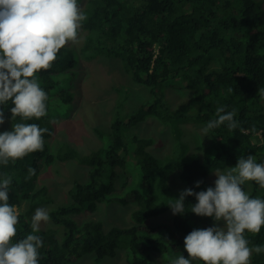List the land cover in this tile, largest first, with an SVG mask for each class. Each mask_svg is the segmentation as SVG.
Masks as SVG:
<instances>
[{"label":"trees","instance_id":"16d2710c","mask_svg":"<svg viewBox=\"0 0 264 264\" xmlns=\"http://www.w3.org/2000/svg\"><path fill=\"white\" fill-rule=\"evenodd\" d=\"M82 11L87 17L81 26L87 32L84 44L81 48L67 44L50 69L36 74L48 95L47 115L39 120H12L11 102L0 105L12 125L35 123L48 130L43 134V151L0 165V179L12 178L9 204L19 212L14 241L32 232V213L51 201L48 187L37 186L43 167L77 159L89 166L87 176L74 182L64 204L49 211L50 225L35 233L43 240L38 264H100L114 257L118 249L126 251L132 264H153V251L170 257L185 254V236L213 222L190 211L197 202L195 196L185 197L186 211L173 215L168 235L162 234L165 227L145 223L164 214L170 200L178 198L182 190L198 192L213 187L207 180L213 170L235 166L241 156L254 155L257 163L264 164L263 0H86ZM97 55L119 59L124 72L135 84L148 87L154 101L150 99L125 114L120 102L121 109L115 110L105 142L98 149L82 155L63 143L53 153L47 141L54 131L53 120L67 116L58 112L61 106L70 103L73 107L71 79L78 75L83 57ZM68 72L73 74L68 77ZM172 85H182L191 92L188 104L175 110L165 102V87ZM222 106L225 111L235 110L238 127L229 130L221 125L210 130L209 144L202 145L204 152H193L184 140L182 125L193 120L205 127L217 118L216 109ZM152 116L171 126L174 146L162 158L145 149L151 139L129 134ZM198 136L196 143L202 141ZM29 167L35 169L31 178H27ZM119 168L126 172L122 184L116 182ZM175 170L184 183L178 190L167 184ZM134 175L140 184L126 181ZM196 181H202L198 188ZM249 183L253 188L250 197L264 199V188L254 181ZM113 201L137 206L131 213L132 225L106 229L102 220L76 219L83 212L96 211L101 203ZM245 238L250 248L264 246V227L258 234L246 231ZM87 256H93L94 262L87 263ZM250 264H264V253L253 252Z\"/></svg>","mask_w":264,"mask_h":264},{"label":"clouds","instance_id":"9594fccd","mask_svg":"<svg viewBox=\"0 0 264 264\" xmlns=\"http://www.w3.org/2000/svg\"><path fill=\"white\" fill-rule=\"evenodd\" d=\"M87 19L78 0H0V105L9 101L11 119L39 120L47 115L48 95L36 79L38 72L53 66L58 52L69 42L77 43L78 30ZM216 119L207 122L203 131L226 125L229 130L238 127L235 110L216 109ZM5 123L4 109L0 108V125ZM48 130L35 123H13L11 131L0 132V165L44 150L43 134ZM214 187L195 192L182 190L179 197L170 200L172 214L183 215L185 197L195 196L190 211L213 219V226L193 229L184 238L186 258L179 255L169 264H250V258L264 253V246L249 247L245 232L258 234L264 227V199L250 197L243 190L246 182L254 181L264 188V164L254 155L238 158L234 167L226 171L213 170ZM28 177L35 175L29 167ZM202 181H196L200 187ZM12 178L0 179V264H38L43 240L41 224L50 221L46 208H36L31 217L32 232L15 240L19 212L9 204ZM222 223V226L220 224Z\"/></svg>","mask_w":264,"mask_h":264},{"label":"rangeland","instance_id":"374dc122","mask_svg":"<svg viewBox=\"0 0 264 264\" xmlns=\"http://www.w3.org/2000/svg\"><path fill=\"white\" fill-rule=\"evenodd\" d=\"M86 0L78 2L81 10L85 7ZM264 6V0H263ZM87 32L81 27L78 30L77 43L68 44L81 48L84 44ZM78 75L73 79L74 84L70 89L73 92V107L70 103L61 106L62 110L58 112H65L67 116L63 115L53 120L54 131L52 137L47 141L50 151L56 153L63 143L70 144L80 154L85 155L92 150L101 147L105 142L104 134L109 132L112 116L115 110L121 109L122 103L124 113H131L135 108L142 103L152 99L148 87L135 84L132 79L124 72L119 59L106 57L104 55H97L94 58H82L77 67ZM70 77L73 73L68 72ZM190 90L182 85H172L165 87V102L171 109H178L181 106L188 104V96ZM151 101H154L152 99ZM54 111H56L54 109ZM184 129V140H187L188 148L193 152H204L202 145L209 144V135H205L201 125H196L193 120H189L182 125ZM171 126L169 123L160 120L157 117H148L143 123L131 129L130 136H138L139 138L151 139L150 145L146 146V150L158 158H162L172 151L173 144L171 140ZM12 120L5 118V123L0 125V132L11 131ZM202 139L200 143H196V137ZM191 152V151H190ZM172 157V156H168ZM228 167H234L229 164ZM221 170V171H226ZM89 166L83 165L77 159H69L65 161H56L47 166L45 165L39 174L37 186L46 185L48 187V194L51 201L42 203L37 208H46L48 212L58 205L64 204L69 199V190L74 182L84 181L87 176ZM129 172V171H128ZM125 170L118 169L117 184H122L125 179ZM179 171L174 173L167 180L168 186L173 190H178L184 186ZM131 178L127 176V182H134L140 184V180L134 175ZM216 176L212 172L208 177V183L214 185ZM125 181V182H126ZM120 187V185L118 186ZM252 184H246V192L250 195L252 191ZM197 192V191H196ZM199 192V191H198ZM136 205L130 202L126 205L113 201L111 203H101L96 211H86L76 216L78 220L84 219H98L102 220L106 229L112 226H130L133 221L131 218L132 210ZM137 207V206H136ZM18 210V208H17ZM35 212V210H34ZM32 213V215L34 214ZM31 215V217H32ZM172 211L169 208L164 214L156 216L148 220L145 225L149 226H163L162 234H169V228L172 226ZM42 223L41 229H45L50 225ZM213 222L204 224L205 228L213 226ZM223 222H220L222 226ZM171 235V233H170ZM185 252V251H179ZM179 255L188 257V253H179L172 255H164L161 252H152L153 264H169L171 258ZM170 257V258H169ZM169 258V259H168ZM87 263H93L94 257L87 256ZM100 264H132L128 260L127 253L124 249H118L114 257H108ZM193 264H200L197 260Z\"/></svg>","mask_w":264,"mask_h":264}]
</instances>
